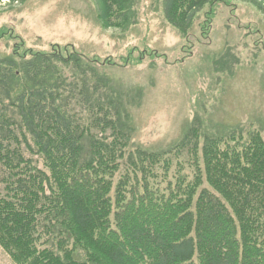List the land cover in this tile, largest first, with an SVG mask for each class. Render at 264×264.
<instances>
[{"label": "trees", "instance_id": "trees-1", "mask_svg": "<svg viewBox=\"0 0 264 264\" xmlns=\"http://www.w3.org/2000/svg\"><path fill=\"white\" fill-rule=\"evenodd\" d=\"M136 1L94 0L100 26L130 25ZM217 1L164 0V18L186 37ZM3 39L0 248L13 264H264V124L132 146L127 105L96 67L115 62L36 50L6 26Z\"/></svg>", "mask_w": 264, "mask_h": 264}, {"label": "rangeland", "instance_id": "rangeland-1", "mask_svg": "<svg viewBox=\"0 0 264 264\" xmlns=\"http://www.w3.org/2000/svg\"><path fill=\"white\" fill-rule=\"evenodd\" d=\"M211 8L206 33L201 23ZM96 9L94 0H1L0 27L36 50L72 45L115 62L96 67L127 105L132 146L164 150L193 125L201 142L264 124V11L255 2L205 5L186 37L165 20L164 0H137L125 28H102ZM11 46L0 40V56ZM0 264H13L1 248Z\"/></svg>", "mask_w": 264, "mask_h": 264}]
</instances>
